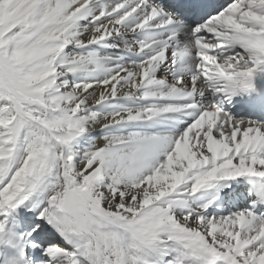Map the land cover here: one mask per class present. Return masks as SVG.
<instances>
[{"label":"snow or ice","instance_id":"6c2138e0","mask_svg":"<svg viewBox=\"0 0 264 264\" xmlns=\"http://www.w3.org/2000/svg\"><path fill=\"white\" fill-rule=\"evenodd\" d=\"M0 264H264V0H0Z\"/></svg>","mask_w":264,"mask_h":264}]
</instances>
